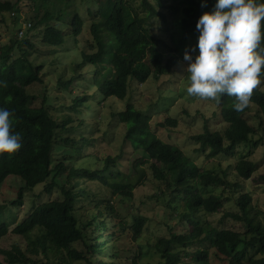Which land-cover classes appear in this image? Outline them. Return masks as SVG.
Wrapping results in <instances>:
<instances>
[{"label": "trees", "instance_id": "16d2710c", "mask_svg": "<svg viewBox=\"0 0 264 264\" xmlns=\"http://www.w3.org/2000/svg\"><path fill=\"white\" fill-rule=\"evenodd\" d=\"M51 1L30 0L35 15L27 19L31 24L27 36L29 31L38 30L43 45L49 49H62L66 35H71L77 46L83 27L88 25L85 52L82 53L81 63L75 68L79 71L82 66L91 65L94 68L93 86L103 97H115L118 100L126 99L130 79L140 85L145 84L149 78L158 80L165 71L170 72L178 62L185 61V51L194 57L198 38L196 22L203 12L211 11L215 4V0H169L172 9L167 13L159 10L163 9V0H143L141 4L146 11L144 14L148 16L142 18L143 13L130 0H80L86 14L82 17L77 12L69 24L54 17L49 11L41 12V7ZM63 1L71 2L76 7L78 5V0ZM22 9L19 0L0 1V14H14L12 22L15 25ZM84 17L89 21L86 22ZM158 18L164 20L167 26L176 28L177 37L167 32L174 39V47L150 32L148 21ZM33 36L20 39L14 34L8 43L0 45V107L10 111L13 116L11 130L19 132L21 137L18 150L12 154L0 153V188L9 176L20 178L23 187L18 192L15 206L22 203L26 191L34 190L40 184H44V192L47 194L59 188L62 199L37 205L12 230L6 224H0V239L12 233L27 242L24 251L15 245L0 253L8 264H76L80 261L92 264L96 256L105 254L110 248V240L116 236L122 237L127 228L124 221L108 226L103 216L106 214L116 219L114 216L119 215L112 203L103 199L90 202L94 210H97L91 221H80L76 207L80 201H87L88 194L82 189L76 191V185L81 182H98L111 189L112 197L132 199L135 188L133 178L140 170L134 164L135 175L122 176L117 173V177L114 175L111 181L106 174L113 169L119 172L117 162L121 156H108L100 169L92 171L72 168L67 178H62L66 166L63 162L52 165L53 147L55 144L73 146L81 152L91 143L93 137L79 133V129L84 126L88 133L87 121L73 117V112L91 108L90 97L87 94H73L72 89L77 81L69 80L59 82L57 86L62 94L69 95V98L71 96L68 105L60 103L58 106H48V97L52 95L48 93L44 94L40 107L30 105L34 97L28 93L27 88L34 83H42L40 73L44 68V64L39 62L40 55L33 43ZM167 53L171 55L165 59ZM260 77H264V66ZM53 97L62 100L57 94ZM234 99L224 94L218 96L217 103L221 108V117L224 118V127L212 131L206 122L202 133L190 137L198 145L196 152L204 153L208 159L234 158L240 154L242 157L236 160L234 166V181L228 178L226 171L220 175L188 162L180 147L164 142L151 131L150 117L133 104L128 103L126 109L116 115L126 129L125 143L134 152L143 154L154 178L166 185L172 201L177 198L183 200L178 216L185 226L188 224L192 228L188 233L185 230H171L169 238L156 239L153 248L163 264H210L211 251H214L217 258L233 260L239 257L245 259L254 251V255L245 264H264L263 212L253 205L250 193L242 192L237 198L235 196L242 189L241 181L249 180L256 169L253 160L249 159L252 153L247 156L245 148L256 147L260 133L264 132V91L257 85L249 105L242 111L233 109ZM253 109L256 111L253 116L255 123L251 124L247 116L252 114ZM63 113L67 119H77L78 126L69 128V122L61 123L57 115ZM158 127L175 129L178 120L167 118ZM67 131L77 134L71 139L64 136ZM58 178L62 180L60 184L57 183ZM219 189L220 193L214 192ZM229 206L234 209H228ZM218 215H221L219 225L232 221L240 225L241 229L219 228L208 220ZM145 223L142 217L134 218L130 229L135 240L141 238ZM104 232L109 234L104 236ZM74 245L82 248L76 249ZM113 259L120 263V258ZM139 260L140 256L134 257L129 264H141ZM0 264L6 263L0 260Z\"/></svg>", "mask_w": 264, "mask_h": 264}, {"label": "rangeland", "instance_id": "374dc122", "mask_svg": "<svg viewBox=\"0 0 264 264\" xmlns=\"http://www.w3.org/2000/svg\"><path fill=\"white\" fill-rule=\"evenodd\" d=\"M12 1L18 0H0ZM134 2L138 9L143 13L142 18H147L145 8L142 7L143 0H130ZM164 6L160 11L169 13L172 9L169 0H163ZM23 6L20 12V19L15 25L12 22L13 17L9 13L0 14V45L8 43L9 39L27 24V19L33 18L35 15L34 7L32 9L30 0H19ZM30 7V8H29ZM162 8V7H161ZM42 11H49L54 17L61 18L62 22L71 24L77 12L83 17L86 14L85 7L78 0L77 7L67 1L52 0L49 4L41 7ZM88 22V18L84 17ZM150 32L157 38H161L171 47H174V39L169 37V32L177 37V30L174 26H167L164 20L158 18L150 20ZM89 26L85 24L82 34L78 37V45H74V38L71 35L65 36V44L62 49H49L40 42V32L38 30L29 31V35L25 34L24 38L34 35L33 43L35 44L40 58L39 62L44 64V68L40 73L42 83H34L27 88L28 93L34 97L31 101L32 107H40L43 103L45 93L52 94L48 97V106H58L63 103L68 105L72 99L69 95L62 94L57 86L59 82L76 80L72 93L78 96L87 94L90 97L89 106L91 108L73 112L74 118L87 121L88 133L86 127L79 129L85 136L93 137L86 149L80 152L78 148L73 146L64 147L55 144L53 147L52 165L55 166L61 162L66 166V172L63 179L67 178L68 172L72 168H86L96 170L103 167L105 159L108 156H121L117 162L118 171L113 169L106 177L113 181L114 175L117 173L126 175H135L134 164L140 170L139 174L134 176L135 188L133 198L123 196H111V189L102 186L98 182H81L76 185L75 190H84L88 194L87 201H80L77 205L76 215L83 223L92 220L93 214H97L93 204L96 200L103 199L110 201L114 206L117 214L116 219H111L106 214L103 216L111 227L118 222L125 223L127 232L122 237H113L110 240V248L105 254L96 256L92 264L105 262L107 264H118L113 258H120L119 264H129L134 257L140 256L141 264H163V260L153 248L157 238H169L171 230H185L188 233L192 228L185 226L184 221L178 216V211L183 202L182 199L172 201L167 193L166 185L154 178L153 172L147 160L141 152H134L133 148L124 141L125 126L120 124L116 115L126 109L128 103L135 106L144 115L151 119V131L155 132L164 142L173 144L181 148L188 162L195 163L202 170L212 171L222 175L223 171L229 174L231 181L235 180L234 166L236 160L241 158L240 154L236 157L226 158L219 157L216 159H208L202 152H196L198 145L190 139L191 136L202 133L205 129V123L208 122L209 129L214 131L224 127L223 116L221 117V108L215 99H201L194 96H188L186 93L187 78L186 66L187 61H180L169 72L165 71L158 80L149 78L145 84H138L135 80L130 79L127 88V97L125 100H118L115 97L105 98L93 86L92 77L94 68L91 65L82 66L78 71L75 66L81 63L82 53L85 52V39L88 38ZM168 32V33H167ZM196 54V53H195ZM171 53L165 55V59L170 57ZM258 86L264 91V77H260ZM54 94L61 96L62 100L53 97ZM67 101V102H64ZM256 111L253 109L252 114L248 115L250 123L254 124L253 116ZM61 123L69 122V128L78 126L79 121L72 118H66L65 113L58 114ZM167 118L178 120V127L175 129L160 128L158 124ZM223 123V124H222ZM77 133L67 131L64 136L71 139ZM88 134V135H87ZM246 155L252 153L249 159L253 160L256 169L249 180H243L242 189L235 194L236 198L245 192L252 195L253 205L263 212L264 216V132L260 133L259 144L256 147L245 148ZM51 180H49L50 182ZM61 178L57 179V183H61ZM23 187L20 178L9 176L0 188V224H6L9 230H12L18 224L22 223L32 210L42 203L51 201H59L62 194L59 188H54L51 194L44 192V184H40L32 191H26L23 194L22 203L15 206L14 202L18 198V192ZM241 190V191H240ZM200 191V190H198ZM195 192V191H194ZM220 193L221 190L214 191ZM241 193V194H240ZM95 200V201H94ZM171 205V208H169ZM228 205V204H227ZM230 210L232 206L227 207ZM221 215L214 218L209 217L208 220L217 225L219 228L241 229L240 225L232 221H225L219 225ZM142 217L146 220L141 238L134 239L130 226L133 224L134 218ZM109 232H104V236ZM26 240L22 237L9 233L5 238L0 239V251L10 250L13 246H18L21 250L26 249ZM76 249L82 246L74 245ZM197 248L194 247L193 250ZM254 255V251L249 256L236 260L228 258H217L214 251H211L210 264H232L234 262L245 264L249 257ZM193 257H191V260ZM0 260L8 264L4 256L0 253ZM188 261V259H185ZM193 261V260H192ZM76 264H85L80 261ZM101 264V263H100Z\"/></svg>", "mask_w": 264, "mask_h": 264}, {"label": "clouds", "instance_id": "9594fccd", "mask_svg": "<svg viewBox=\"0 0 264 264\" xmlns=\"http://www.w3.org/2000/svg\"><path fill=\"white\" fill-rule=\"evenodd\" d=\"M264 0H215L211 11L197 22L195 56L185 51L186 93L201 99L220 94L234 97L235 111L250 103L264 66ZM13 116L0 107V153L12 154L21 146L12 131Z\"/></svg>", "mask_w": 264, "mask_h": 264}, {"label": "built area", "instance_id": "2783aa9c", "mask_svg": "<svg viewBox=\"0 0 264 264\" xmlns=\"http://www.w3.org/2000/svg\"><path fill=\"white\" fill-rule=\"evenodd\" d=\"M14 14H12L13 16ZM31 28V24L27 23L23 26V28L21 30H19V35L18 38L22 39L24 38L25 34L27 33V31Z\"/></svg>", "mask_w": 264, "mask_h": 264}]
</instances>
